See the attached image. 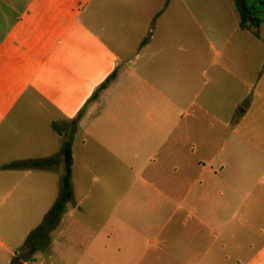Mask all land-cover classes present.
<instances>
[{
	"label": "crops",
	"instance_id": "obj_1",
	"mask_svg": "<svg viewBox=\"0 0 264 264\" xmlns=\"http://www.w3.org/2000/svg\"><path fill=\"white\" fill-rule=\"evenodd\" d=\"M145 1L197 36L159 27L126 75L90 59V0H0V264H264V20L243 28L235 0ZM131 2L103 0L108 53L107 18Z\"/></svg>",
	"mask_w": 264,
	"mask_h": 264
},
{
	"label": "rangeland",
	"instance_id": "obj_2",
	"mask_svg": "<svg viewBox=\"0 0 264 264\" xmlns=\"http://www.w3.org/2000/svg\"><path fill=\"white\" fill-rule=\"evenodd\" d=\"M211 1L207 0L206 2H202L205 4L210 3ZM136 4V11H133V15L128 16L126 18H119L108 17V23L112 24L115 29V35L111 36V39L108 41L111 45L110 53H108V50H105L103 48V40H104V22L106 20V17L104 15L103 10V0H90V24H87V13L85 12L82 16L79 17V22L82 24L84 23L86 27H88L90 31V59L95 60V63L103 62L104 59L108 58V55L110 58L113 59H120V65L121 69L119 72L126 73V75H130L133 73V70H137L139 66L141 65L142 57L145 56L146 52H149V50H145L141 45L148 40H152L153 36L157 35V29L159 27H166L169 28L171 33H169L172 37L169 36V39H171L175 43H182L186 41H193L196 39L197 32L194 30L195 27H198L197 23L193 20V18H189L186 16H183L184 13L182 11L176 12L178 14H175V16H172L170 20L164 21L163 24L160 23V20L157 16L162 14V10L158 12V14L154 15L151 14L149 8H148V1L145 0H134V2H131L132 4ZM179 2L177 0L173 1L174 6H177ZM253 3V2H252ZM250 3V4H252ZM225 5H227L225 3ZM253 5V4H252ZM252 11L255 15H257L259 18L264 20V6H257L256 8H252ZM225 24H230L229 17H224ZM197 20L204 21L206 20V24H210L208 20L204 17H197ZM190 27V29H189ZM187 29V30H186ZM184 30L185 33L184 34ZM192 32H194L192 34ZM261 35L264 37V28L262 30ZM121 44V46H119ZM158 47H163L162 45H159ZM174 52H178L177 47H174L172 49ZM159 53L158 55H160ZM139 55V56H138ZM161 55H164L162 53ZM182 56V52L179 56ZM128 61V62H126ZM95 68H98V65L94 66ZM124 75V76H126ZM99 89V88H98ZM104 90V89H103ZM102 90V91H103ZM102 93V92H100ZM101 95V94H100ZM108 96H105V99ZM111 98L109 97L108 100ZM100 111V109L94 113L93 118L96 117L97 113ZM92 119V118H91ZM62 126V125H61ZM71 126V123L68 124V126L65 128L69 129ZM63 127V126H62ZM70 130V129H69ZM69 130H66L69 131ZM222 136L225 134L222 133ZM83 133H82V127L79 124L78 126V135H77V146L78 148L82 143ZM105 162H108V160H105ZM99 170L103 173L106 172L105 168L102 166L99 168ZM51 179V181H48V184H56L58 182V178L51 176L48 177ZM106 180L104 176L99 177L96 180V186H101L102 182ZM90 185V184H89ZM93 197L90 199V201H98L101 202L103 200L102 196L103 193L100 189H96L93 192ZM18 254L20 255V251H18ZM30 264H41L40 261L37 263H30Z\"/></svg>",
	"mask_w": 264,
	"mask_h": 264
},
{
	"label": "trees",
	"instance_id": "obj_3",
	"mask_svg": "<svg viewBox=\"0 0 264 264\" xmlns=\"http://www.w3.org/2000/svg\"><path fill=\"white\" fill-rule=\"evenodd\" d=\"M235 2H236V7H237V9L241 15V26L243 28L252 22V16L251 15L254 14L252 11V8H256L258 5L264 6V0H254L253 3L250 0H235ZM250 3H252L253 5ZM254 26H255V28H258L260 26V21L256 20L254 22ZM113 77L114 76L112 75L108 79V81L100 87V90L105 88V86L110 82V80ZM94 97H96V95H94ZM73 141H74V138L70 134V136L68 137V139L66 141L64 151H63L64 162H65V166H66L65 175H64V187L65 188H70V186H71L72 160H73ZM8 167H12V166H8ZM68 196H69V194H68ZM61 206L62 205L60 203L56 204L54 206V208L51 210L52 213L60 210ZM42 228L43 227L39 228L38 230H36L35 232L31 233L28 236V238L26 239L25 245H24L25 248L34 246V240L38 236V233L41 232Z\"/></svg>",
	"mask_w": 264,
	"mask_h": 264
}]
</instances>
